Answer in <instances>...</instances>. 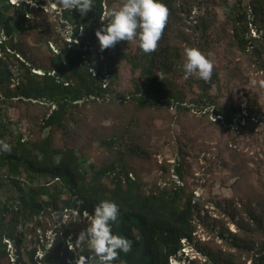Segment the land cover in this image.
Segmentation results:
<instances>
[{
  "label": "trees",
  "instance_id": "trees-1",
  "mask_svg": "<svg viewBox=\"0 0 264 264\" xmlns=\"http://www.w3.org/2000/svg\"><path fill=\"white\" fill-rule=\"evenodd\" d=\"M245 1L235 0L223 29L211 31V19L196 16L190 38L178 26L182 20L180 14L187 12L191 16L193 7L185 9L183 1L162 0L168 8L167 22L156 51L146 55L137 43L136 51L131 52L124 41L100 51L95 33L102 26L100 17L112 8L113 0H93V9L87 15L64 10L58 0H51L48 4L57 5L53 12L61 15L63 26L71 25V33L63 35L56 31V36L48 35L46 39L43 33L46 29L38 34L37 41L56 44V51L49 49L50 65H44L30 58L20 59V56L27 58L29 49L14 40L15 33H34L35 24L29 17L35 16L31 4L39 6L44 1L0 0V100L8 106L19 102L29 105L34 101L54 105L43 115L42 128L49 131L42 139H27L21 132L12 134L7 116L0 114V139L12 146L10 153H0V259L8 255L9 242L16 248L14 264H76L79 258L87 259L88 248L76 243L80 232L87 228L85 213L92 214L95 206L107 199L120 208L113 233L132 242L131 251L121 252L113 264H170L173 258L188 264L199 262L197 256L180 255L182 241L193 242L196 238V217L201 218L199 197L188 194L183 184L181 161L175 166L181 183L173 182L171 186L146 192L142 182L127 167L128 156L144 155L145 151L140 145L127 143L125 135L113 134L102 139V144L115 153V159L95 169L93 164L86 163L87 158L75 146H56L54 134L65 127L80 101L92 97L110 99L114 89L105 78L120 64L136 74L130 100L138 107L160 108L167 104L186 111L193 107L212 110L217 120L229 129L235 118L239 120L237 129H247L258 116L251 103L248 112L242 113L240 106L219 105L211 94L214 84L222 89L220 82L224 76L228 77L226 84L235 76L228 56L225 73L213 68L208 82L194 77L198 91L191 99L170 76L175 73L174 62L178 63L183 56L180 44L208 53L214 48V42L224 43V51L237 52L243 61L264 75V0ZM118 96L122 101L128 98L124 94ZM253 105L256 107V102ZM242 204V210L229 213L237 230L219 231L218 237L227 242L228 248H211L198 240L194 245L196 250L192 246L197 253L208 256L210 264H248L249 259L250 264H264V209L259 204ZM65 210L72 216L78 213L76 217L85 225L78 232L65 223L56 228L50 246V239L42 246L40 259L35 258L37 248L20 252L28 239L30 225L36 229L43 215Z\"/></svg>",
  "mask_w": 264,
  "mask_h": 264
},
{
  "label": "rangeland",
  "instance_id": "rangeland-1",
  "mask_svg": "<svg viewBox=\"0 0 264 264\" xmlns=\"http://www.w3.org/2000/svg\"><path fill=\"white\" fill-rule=\"evenodd\" d=\"M43 1V5L31 4L35 16L30 14L29 17L35 24L34 33L28 31L15 33L14 40L21 41L23 46L29 49L27 58L20 56V59L30 58L31 61L50 65L49 49L56 51V44L37 41V37L40 36L38 34L46 29V32H43L45 39L48 35L56 36L57 32L70 35L71 25H62L61 15L53 12L56 4H48L51 0ZM113 1L112 8H118L124 2ZM178 1L179 3L183 1L185 9L193 7L191 16L187 12L180 14L182 20L178 26L190 38L196 16L211 19V31L226 28L230 9L235 2V0ZM1 38L4 39L3 36ZM124 43L131 52L136 51V43L129 44L127 41ZM213 44L214 48L204 54L212 61L214 68L222 73H225V57L228 56L235 76L230 82L227 81L228 84H226L228 77L224 76L220 82L222 89L214 84L211 94L215 96L219 105L240 106L242 113L247 111L251 103L252 107L257 109L258 116L247 125V129H237L238 118L234 119L229 129L221 120H217L218 116L216 117L212 110L207 112V109L193 107L186 111L167 104L161 105L160 108L138 107L130 100L136 74L130 67L120 64L114 69L113 74L105 78L114 89L110 99L104 101L92 97L80 101L78 106L73 108L65 127L54 134L56 146L60 148L75 146L87 158L86 163L93 164L95 169L115 159V153L102 144V139L113 134L125 135L127 143L140 145L145 151L144 155L128 156L127 167L131 175L142 182L146 192L157 190L160 186H171L173 182L181 183L175 174V166L181 161L185 177L183 184L188 194L199 197L201 218L196 217L198 221L196 238L193 242L182 241L184 247L180 255L183 258L197 256L196 260L199 261L197 264H210L208 256L195 251L194 245L197 240L211 248L229 247L225 240L218 237L219 231L226 228L232 232L237 230L230 220L229 213L232 215L236 210H242L244 207L242 202L259 204L264 209V75L253 65L243 61L237 52L224 51V43ZM180 45L181 53L185 47H189L185 43ZM183 62V56L178 63L174 62L175 73H171L170 76L183 87L187 98L191 99L193 93L198 91V85L194 83V77L187 80L183 78L181 67ZM119 94H124L128 98L122 101L118 99ZM2 101L1 99L0 114L7 116L6 120L12 134L21 132L27 139L34 140L47 135L49 129H43L41 121L44 113L53 109L54 105L51 103L41 105L34 101L29 105L19 102L15 106L12 104L8 106ZM255 102L256 107L253 105ZM241 123L243 124L244 120ZM64 223L66 227L70 226L77 232L85 225L81 218H74L69 214V210H65L64 213L43 215L38 228L30 225L28 239L21 244L23 248L20 252L27 253L28 250L37 248L35 258L40 259L42 246L48 239L50 246L55 229L62 227ZM7 252L8 255L0 259L1 264H14L16 248L11 242L8 243ZM243 258L245 259V255ZM188 263L184 260L179 262L175 258L170 262ZM247 263H251L250 259Z\"/></svg>",
  "mask_w": 264,
  "mask_h": 264
},
{
  "label": "clouds",
  "instance_id": "clouds-1",
  "mask_svg": "<svg viewBox=\"0 0 264 264\" xmlns=\"http://www.w3.org/2000/svg\"><path fill=\"white\" fill-rule=\"evenodd\" d=\"M58 3L62 9L77 10L81 15H87L93 9V0H58ZM167 18L168 8L162 0H124L120 7L111 8L100 17L102 26L95 33L100 51L127 41L137 43L144 54H151L157 49ZM105 20L107 22L103 23ZM183 60L181 67L185 80L193 77L205 82L211 80L214 65L200 49L185 48ZM11 150L12 146L0 139V153H10ZM119 214V205L107 199L100 201L92 214L85 213L87 228L80 232L76 243L85 245L90 255L87 259H77L76 264H113L121 252L127 254L131 251L132 242L113 233ZM77 215L73 213L74 218Z\"/></svg>",
  "mask_w": 264,
  "mask_h": 264
},
{
  "label": "built area",
  "instance_id": "built-area-1",
  "mask_svg": "<svg viewBox=\"0 0 264 264\" xmlns=\"http://www.w3.org/2000/svg\"><path fill=\"white\" fill-rule=\"evenodd\" d=\"M218 118V117H217Z\"/></svg>",
  "mask_w": 264,
  "mask_h": 264
}]
</instances>
